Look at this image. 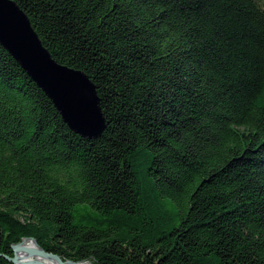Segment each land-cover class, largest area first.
<instances>
[{"label": "trees", "instance_id": "1", "mask_svg": "<svg viewBox=\"0 0 264 264\" xmlns=\"http://www.w3.org/2000/svg\"><path fill=\"white\" fill-rule=\"evenodd\" d=\"M15 1L107 126L73 132L0 45V253L264 264L263 0Z\"/></svg>", "mask_w": 264, "mask_h": 264}, {"label": "water", "instance_id": "2", "mask_svg": "<svg viewBox=\"0 0 264 264\" xmlns=\"http://www.w3.org/2000/svg\"><path fill=\"white\" fill-rule=\"evenodd\" d=\"M0 45L16 60L32 81L47 95L68 127L87 139L102 136L107 123L96 85L82 70L58 62L44 45L28 14L15 0H0ZM34 240L38 248L23 247ZM12 245L14 256L0 253L13 264H23L19 252L40 254L57 264H79L63 260L43 249L33 237Z\"/></svg>", "mask_w": 264, "mask_h": 264}, {"label": "bare ground", "instance_id": "3", "mask_svg": "<svg viewBox=\"0 0 264 264\" xmlns=\"http://www.w3.org/2000/svg\"><path fill=\"white\" fill-rule=\"evenodd\" d=\"M21 246L28 248H38V245L34 240H24ZM19 255H20V261L23 264H57V262L54 261L53 259L44 257L40 254L31 255L28 252L21 251L19 252ZM79 264H91V263L89 261H83L80 262Z\"/></svg>", "mask_w": 264, "mask_h": 264}, {"label": "rangeland", "instance_id": "4", "mask_svg": "<svg viewBox=\"0 0 264 264\" xmlns=\"http://www.w3.org/2000/svg\"><path fill=\"white\" fill-rule=\"evenodd\" d=\"M263 2H264V0H263ZM23 240H24V239H23ZM23 240H22V241H23ZM22 241H21V242H22ZM19 243H20V242H19ZM89 262H90L91 264H93V262H92V261H89Z\"/></svg>", "mask_w": 264, "mask_h": 264}]
</instances>
